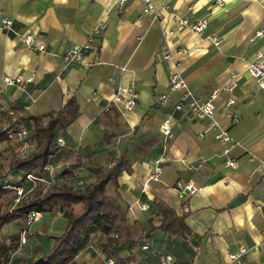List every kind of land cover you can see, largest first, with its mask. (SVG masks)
Segmentation results:
<instances>
[{
    "label": "crops",
    "instance_id": "crops-1",
    "mask_svg": "<svg viewBox=\"0 0 264 264\" xmlns=\"http://www.w3.org/2000/svg\"><path fill=\"white\" fill-rule=\"evenodd\" d=\"M152 1L157 9H164L161 18L143 15L139 0H128L121 7L114 0H0V26L4 19L11 21L10 29H0V105L16 114H40L60 109L74 96L79 115L60 132L55 170L73 160L83 163L87 167L74 173L88 183L118 155L123 138L131 134L106 144L99 116L118 89L133 86L138 95L134 109L122 111L115 106L121 121L131 130L136 128L138 136H156L158 144L118 178L117 193L127 207L128 223L136 239V245L119 250V256L133 253L139 264H160L161 255H170L174 264H264V213L258 210L264 209V169L260 168L264 163V89L256 87L245 72L255 52H264V37L249 42L257 30L264 31V0ZM173 14L186 16L189 22L206 18L205 35L213 34L221 42L214 45L179 28ZM100 21L105 29L95 37L93 49L82 62L64 67L59 56L84 41ZM169 30L173 31L166 40L169 51L187 50L185 55L175 56L177 67L175 60L157 57ZM22 34L33 35V41L44 44L46 51L24 45ZM175 69L188 90L200 97L224 84L230 73L239 74L234 91L230 95L219 93L214 100L215 117L228 126L236 142L227 156L213 132L198 136L197 131L203 130L207 121H198L186 111H173L175 94H170L165 105L157 104ZM4 77H20L22 82L5 84ZM229 96L235 104L227 107ZM231 113L238 117L234 124L229 123ZM166 118L171 121L169 138L160 133ZM11 125L10 117H0L1 129ZM228 158L234 159L233 167L226 165ZM198 163L200 168L190 167ZM13 177L11 174L5 180ZM178 180L191 182L198 190L181 199L174 189ZM108 192H114L110 186ZM154 199L182 216L191 235H170L154 229L159 224L154 219L160 221ZM58 207L54 203L51 211L40 212L33 221L32 230L46 241L43 247L29 238L28 243L34 245L29 251L35 253V259L52 246V240L45 237L52 235L50 229L59 235L66 226ZM20 219L24 220L11 223L17 226ZM101 237L99 233L93 235L75 256L74 264H104L106 255L98 248ZM143 245L148 248L142 249ZM241 247L245 253L232 260L231 255Z\"/></svg>",
    "mask_w": 264,
    "mask_h": 264
},
{
    "label": "trees",
    "instance_id": "trees-1",
    "mask_svg": "<svg viewBox=\"0 0 264 264\" xmlns=\"http://www.w3.org/2000/svg\"><path fill=\"white\" fill-rule=\"evenodd\" d=\"M79 104L76 98L71 97L60 109L50 110L40 114H16L10 115L0 105V117H10L13 127L0 128V143H12L9 140V131L21 124L32 123L26 127L29 136L34 140L33 149L25 156L14 157L11 160L9 171L17 176L24 177L34 172L37 175L48 178L45 171L47 165L55 167V155L59 150V136L79 115ZM102 125L103 141L111 143L118 136L129 134L123 138V144L119 146L118 155L110 160V164L102 171L97 172L92 181L85 183L74 173L80 167H87L83 163L71 161L61 170L54 171L60 180L53 185H36L18 207L12 211L2 212L0 209V258L7 254L12 245L6 243L7 238L18 240L19 233L11 236L1 234V228L18 218H26L29 212H49L53 204L60 207L62 216L66 219V226L59 235H46L53 244L37 264H74L75 256L83 250L96 233L102 235L99 243L100 252L106 257H113L117 264H139L133 253L127 257L119 256L118 252L126 247L136 245V239L132 237L130 225L127 219V207L119 194L118 178L121 174L129 172L134 163L142 161L152 147L158 144L154 135H136L137 129H130L128 124L121 121V114L114 105L99 116ZM16 156V155H15ZM78 181L82 184L78 185ZM3 186V185H2ZM0 187V197L7 190ZM113 193L108 192V187ZM160 215L159 224L154 229L170 235L186 237L191 231L184 222L182 216L166 203L154 199L152 203ZM1 208V206H0ZM37 260V259H36ZM26 264H35L29 261Z\"/></svg>",
    "mask_w": 264,
    "mask_h": 264
},
{
    "label": "built area",
    "instance_id": "built-area-1",
    "mask_svg": "<svg viewBox=\"0 0 264 264\" xmlns=\"http://www.w3.org/2000/svg\"><path fill=\"white\" fill-rule=\"evenodd\" d=\"M128 0H114L115 5L118 7L123 6ZM142 4V14L143 15H154L155 18H161L162 12L164 9H157L152 0H139ZM188 10H191V7H188ZM173 21L179 28H186L192 33H194L199 38H205L211 41L212 44L218 45L221 40L216 36L205 35V29L207 27V20L204 17L195 20L194 22H189L188 18L183 15L173 14ZM11 26V21L9 19H4L2 21V25L0 29L8 30ZM105 29L104 22H98L91 33L86 37L84 41L81 43L74 44L68 51L62 53L59 58L61 64L66 67L70 64L80 63L83 61L84 56L88 53V51L93 49V41L95 37L101 35V33ZM173 34L172 30H169L164 33L163 44L157 52V57L161 60H175V56H183L187 53L185 48H178L175 52L169 51L166 40L170 35ZM264 37V31L257 30L254 33V36L249 38V42H253L255 38ZM20 39L24 45L27 47L39 51L45 52L46 47L44 44H36L33 35L31 34H22L20 35ZM253 60L249 62L245 68V72L248 73L254 81L256 87L264 89V52L256 51L254 54ZM175 67L178 66V61L173 62ZM239 74L230 73L228 80L222 84L221 86L215 88L207 97H200L194 94L192 91L188 90L187 83L185 79L181 76L177 69L173 70L169 75V84L167 91L161 93L157 98L158 105H165L168 100L170 94L176 95V100L173 104V111L180 112L186 111L188 112L192 118L198 121H207V124L203 130H199L198 136L203 137L207 132H213L214 138L218 140L224 147L222 150V154L227 156L231 148L236 145L234 139L230 137L228 126L222 125L217 118L215 117V97L219 93H225L230 95L238 83ZM3 81L5 84L14 85L21 84L22 79L17 77L15 79H10L9 77H4ZM137 92L133 86L127 88L118 89L115 95L111 98V100L103 107L104 112H106L111 105L118 107L122 111H131L134 109L137 102ZM226 106L230 107L235 104L234 98L229 96L226 101ZM10 115H14V112L8 111ZM229 123L234 124L238 121V117L234 114L229 115ZM160 133L164 136V138H169L171 136V121L169 118L164 119L160 125ZM9 140H11L15 145H17L18 150L20 152H27L35 144L34 140L29 136L28 130L25 126L19 125L14 129L9 131ZM59 141V140H58ZM235 164L234 159H227L226 165L229 167H233ZM191 168H200L201 164L191 165ZM260 168L264 169V163L260 164ZM259 168V169H260ZM45 171L48 173V178L37 175L34 172L26 174L20 183L16 185L5 184L2 187L6 189L13 190L17 195L16 202H20L21 198L28 194L36 185L39 184H51V176L55 171L54 166L47 165L45 167ZM156 173L160 172V168H155ZM26 184V185H25ZM82 182L78 181V185H81ZM174 189L177 191L179 198L184 199L190 195H193L197 190V186H195L191 182H184L178 180L175 182ZM258 210L264 213V209L261 207ZM38 212H29L25 218L24 228L21 232V237L24 239L26 229L31 225V223L38 219ZM148 248L147 245H143L142 249L146 250ZM245 253V248L241 247L236 253V255H231V259L236 261L239 259L240 255ZM172 257L170 255H161L159 257L160 264H174ZM104 264H117L113 257H106L103 261Z\"/></svg>",
    "mask_w": 264,
    "mask_h": 264
},
{
    "label": "rangeland",
    "instance_id": "rangeland-1",
    "mask_svg": "<svg viewBox=\"0 0 264 264\" xmlns=\"http://www.w3.org/2000/svg\"><path fill=\"white\" fill-rule=\"evenodd\" d=\"M34 143L33 146L29 149V151L31 149H33L34 147ZM27 152H20L18 150L17 145L12 144V143H1L0 144V187L2 185L5 184H9V185H16L18 183H20V181H22V177L15 175L14 179H10V180H5L9 177H11V172L9 171L10 167V163L11 160L14 157H23L25 156ZM16 155V156H15ZM59 178L57 177V175L52 174L51 176V184L49 185H53L58 183L60 180H58ZM26 185V184H25ZM45 187L48 186L47 184L44 185ZM28 195L25 194V196H23L20 200V202H16L17 200V195L13 190L7 189L5 190V192L2 194V196L0 197V206H1V211L2 212H7V211H12L13 209H15L16 207H18V205L24 200L26 199ZM151 221H153V219H151ZM25 219L21 220L20 222H18L17 226L14 225L13 223H7L5 224L2 228H1V234L2 235H6V236H11L13 234L19 233L20 237L18 240H11V238H7L6 239V243L8 245H12L15 246L12 249H8L7 254L3 257L0 258V264H24L26 261H36L35 259V253H31V251H29V249H32V246L34 247V245H31L30 243H28L29 238H32L35 242H38L37 245L43 246L45 245L46 241L45 238L43 236L38 235V233L32 230V226L35 224V222H32L25 232V237L24 239H22L21 237V232L24 228V223ZM159 222V218L157 217V219H154V223H158ZM51 233L50 234H58L55 232L54 228L50 229ZM31 247V248H30ZM17 254V257H15V255Z\"/></svg>",
    "mask_w": 264,
    "mask_h": 264
},
{
    "label": "water",
    "instance_id": "water-1",
    "mask_svg": "<svg viewBox=\"0 0 264 264\" xmlns=\"http://www.w3.org/2000/svg\"><path fill=\"white\" fill-rule=\"evenodd\" d=\"M235 200H236L235 202L238 201L237 199H235ZM42 261H43V259L40 257V258H38V259L35 261V264L40 263V262H42Z\"/></svg>",
    "mask_w": 264,
    "mask_h": 264
}]
</instances>
